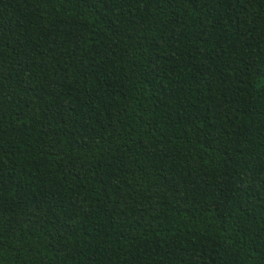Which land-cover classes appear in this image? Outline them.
Instances as JSON below:
<instances>
[{"label": "trees", "instance_id": "1", "mask_svg": "<svg viewBox=\"0 0 264 264\" xmlns=\"http://www.w3.org/2000/svg\"><path fill=\"white\" fill-rule=\"evenodd\" d=\"M0 264H264V0H0Z\"/></svg>", "mask_w": 264, "mask_h": 264}]
</instances>
